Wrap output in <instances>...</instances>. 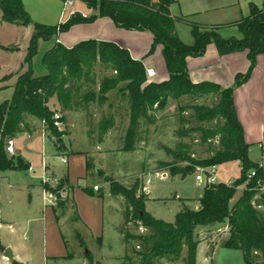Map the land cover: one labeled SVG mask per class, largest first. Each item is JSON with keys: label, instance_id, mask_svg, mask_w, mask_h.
Here are the masks:
<instances>
[{"label": "trees", "instance_id": "1", "mask_svg": "<svg viewBox=\"0 0 264 264\" xmlns=\"http://www.w3.org/2000/svg\"><path fill=\"white\" fill-rule=\"evenodd\" d=\"M94 14L84 18L73 14L64 23L49 26L34 22L26 12L22 0H0V21L17 26H32L33 31L26 47L22 64L26 69L18 73L9 100L0 103V173L6 171H26L29 165L20 156H11L7 152L9 141L23 131L28 117L44 124L47 131L60 137L53 125L54 111L49 103L52 99L64 111L85 108L89 103L102 105L107 93L119 88L126 101L128 126L124 137L123 151H133L139 139V128L155 122V112L165 107L169 99H198L214 96L217 102L212 106L193 105V117L197 122L216 121L214 127L196 126L186 129L187 120L180 117L181 127L177 131L180 138L190 132H198L201 144H205L211 154L203 159L191 157V145L179 142L174 149L165 148L174 158V163L160 162L169 176L192 175L198 167L217 166L230 161H238L239 177L231 182L208 184L202 187L197 209L180 200V210L172 222L153 217L146 211L147 194L142 190L143 182L139 178L125 186L112 179L109 181L111 196L124 199L123 238L124 255L121 264H157L160 260L169 263L196 264L199 240L196 229L215 224H226L228 238L222 247L238 250L246 264H264V167L249 159V145L243 140L233 101L234 89L245 83L256 64V57L264 54V1L261 7L250 5L249 14L237 24L240 39L222 38L215 30H205L196 24H190L193 44L183 43L175 29L170 6L174 0H81ZM107 17L114 25L125 30L149 31L153 42L148 55L155 47H162V56L168 72V79L162 82H150L143 64L131 57L127 49L114 43L84 40L71 48L59 43L58 35L67 32L76 24L92 23L97 18ZM217 30V28H216ZM53 40V46L47 50L41 64L45 74L35 76L33 59L38 54L40 42ZM209 44H214L219 55L234 52H247L249 68L245 74L235 76L232 87L202 81L193 83L189 77L186 59L204 55ZM13 52L17 48L2 47ZM110 70L97 84L95 66ZM11 75L7 76L9 79ZM122 84V87L119 85ZM86 86L85 91H81ZM94 86L98 89L95 91ZM190 108V106H189ZM185 107H179L182 113ZM64 121V118L61 120ZM113 119L102 117L98 123L100 135L112 126ZM218 144L215 149L213 143ZM264 161V155H263ZM175 162H186L180 167ZM161 169V168H160ZM254 171L255 175L250 177ZM245 187L237 201L231 204L240 186ZM46 187L55 194L60 190ZM88 194L92 190L86 189ZM185 250V253H184ZM87 264H101L92 261L86 254ZM14 264V263H13Z\"/></svg>", "mask_w": 264, "mask_h": 264}, {"label": "crops", "instance_id": "2", "mask_svg": "<svg viewBox=\"0 0 264 264\" xmlns=\"http://www.w3.org/2000/svg\"><path fill=\"white\" fill-rule=\"evenodd\" d=\"M58 1L62 4L61 11L55 15H50V11H35L31 7L29 0L27 2L22 0V3L31 19L43 25L54 26L64 23L75 13L84 18L94 14V10L88 8L82 1L78 2L79 10L74 9L76 1L71 8L65 9L63 0ZM258 1L259 6L254 0H246L244 3L239 0H174L169 10L174 18L184 19L175 23V29L180 40L187 43V45H191L194 40L188 25L191 22L190 19L192 21L196 20L195 23L204 29L218 28L219 34L221 30H219V25L226 23V21L222 22L223 20L215 16L236 6L242 11L244 6L248 7L249 14L251 4L257 7L262 6L264 0ZM241 15L242 18L247 16ZM242 18H238L235 22H230L233 31L229 32L230 34L227 36H223L224 39L231 37L240 39L242 37L236 26ZM5 23L0 21V35L11 32L14 28H20V26L6 25ZM185 27H187L189 32L187 40H184L179 32L181 28ZM90 39L111 42L127 49L133 59L143 64L145 70H153L154 75L149 77L150 82H162L168 79V72L162 56V47L157 45L154 53L148 55L153 42V36L149 31L118 28L110 18L103 17L97 18L92 23L72 26L67 32L59 34L57 41L65 47L71 48L81 41ZM2 47H6V45L0 44V52H7ZM17 52L19 51L11 53ZM16 65L17 68H15ZM21 65L23 66L22 60L20 61L18 56L12 57L11 60H7L5 57L3 59L0 56L1 80L4 79L3 77L6 74L9 75L11 72H16V69L17 71L20 70ZM186 66L193 83L209 81L220 85L222 88H229L233 86L236 75L246 73L249 61L246 51L219 55L215 45L209 44L201 57H188ZM9 80H14L13 84L3 85L4 88L0 90V93H6L11 98L16 74L14 75L13 73ZM233 101L237 119L242 126L244 142L249 147L255 144L260 145L264 139V54L256 57V66L251 72L249 79L234 89ZM111 117L113 119L112 126L103 135H100L98 131L97 138L94 140L95 144L91 142L93 146L89 151H71L70 148L67 147L68 149H65L64 147V150L59 152V149H55L50 136L45 133L43 123L31 117L26 119L23 131L12 139V147L16 156H20L29 165L26 171H6L19 172L17 176L3 175L5 172L0 173V184L2 180L6 183L5 187H0V196L7 194L8 202L12 203L20 197L24 201L22 205L26 209L24 220H19L17 211H14V217L10 221L11 224H8L0 217V227L7 224L13 234L12 244L3 245L0 243L2 247L1 253L4 252L5 248L10 247L14 257L13 262L25 264V252L32 250L34 241L39 237L40 233L38 223H41L44 240L42 247L45 257L49 258L51 262L68 259L69 240L74 243V239L77 238L79 246H85L87 241L95 243L94 251L84 247L85 258L90 251L93 256L98 257L96 262L100 261L101 264H107V259H103L98 251L101 248L111 247L110 243L107 242L108 233L104 228V219L107 218L106 213L109 215H107L108 218H110V229L115 232L116 243L121 244L120 252L117 254V258L121 261L124 255V246L122 244L124 199L121 196H111L107 179H112L125 186L130 185L133 180L129 181L132 172L128 173L124 169L127 159L131 158V156H125L130 154L124 152L121 148L109 146L113 142L109 136L111 130L115 127L114 116ZM84 138L85 142H89L86 136ZM139 139L140 142L145 141L143 138ZM63 158L66 159L65 163L61 161ZM43 165L45 173L57 182L56 185L53 183L49 187L55 188L59 183L61 185L60 190L56 193V195H59L57 205L53 207L45 205L42 199V191L47 187L40 182L43 174ZM141 165L142 163H140V167H142ZM129 171H131L130 168ZM94 187H97V189L95 190ZM86 189H91L93 191L92 194H88ZM202 189L194 198L186 199L174 194L175 199L183 200V202L188 201L187 205L197 209ZM147 197L146 211L157 218L155 209L158 206V200L163 197H152L149 190ZM239 197L234 196L231 204L235 203ZM179 210L180 205L177 206L174 216ZM24 225L28 227L25 228ZM223 226L226 228L223 229L226 232L225 235H228L226 224H223ZM212 227L203 226L198 227L196 230H208ZM20 233H22V237L25 234H30L31 239L34 241L28 245L23 244ZM200 245H202V242H199L198 247ZM73 246L76 247V245L72 244ZM215 251L216 249H213L212 253L208 254L210 261L213 260ZM235 251L240 252L238 250ZM197 256L198 252L196 254V264ZM1 257H3L2 254Z\"/></svg>", "mask_w": 264, "mask_h": 264}, {"label": "rangeland", "instance_id": "3", "mask_svg": "<svg viewBox=\"0 0 264 264\" xmlns=\"http://www.w3.org/2000/svg\"><path fill=\"white\" fill-rule=\"evenodd\" d=\"M26 2L28 0H25ZM31 7L35 9V11L43 10L44 12L50 11V15L58 14L61 11L62 4L58 0H29ZM76 1V2H75ZM75 10H79V1L75 0ZM244 3L246 0H239ZM259 6V1L254 0ZM27 4V3H26ZM29 7V8H31ZM71 8V7H70ZM57 11V12H56ZM243 12V13H242ZM95 13V12H94ZM248 14V7L244 6L243 11L239 7L231 8L230 10H226L222 13H219L217 16L222 22L224 20L226 23H222L219 28V35L223 38V36H227L230 34L229 32L233 31V28L230 26V22H235L238 18H242V15ZM190 23L188 24H199L195 23L190 19ZM5 23V22H3ZM6 25H9L5 23ZM202 24V23H201ZM13 25V24H12ZM50 26V25H49ZM9 27V26H7ZM204 29V28H202ZM205 30H215L218 33V28H208ZM33 28L32 26L20 28H14L11 32L4 33L0 35V44H5L6 47L17 48V53L9 52H0L1 58L11 60L12 57H19L20 61L22 57L26 53V47L28 45L29 38L32 34ZM181 37L184 40H187V35L189 34L187 27L180 29ZM185 32V33H184ZM240 34V33H239ZM239 37V35H237ZM54 41L51 40L49 42H40L38 46V54L33 59V70L35 76H41L45 74V70L41 64V58L43 54L49 50L53 46ZM184 43V42H183ZM187 44V43H185ZM189 44V43H188ZM14 52V51H13ZM6 64V63H5ZM256 66V64H255ZM17 68V65L15 66ZM247 67L246 71L248 70ZM255 68V67H254ZM26 69V66H22L20 70L16 72H11L9 75H14ZM253 71V70H252ZM110 70L106 69L100 65L95 66V80L98 84L103 77L110 75ZM6 74L1 80L0 78V90L4 88L7 84H13L14 80L6 79ZM4 85V86H3ZM86 86L82 87V92L86 90ZM122 87V84L119 85ZM93 89L97 91L98 87L94 86ZM10 96V95H9ZM9 96L6 93H0V103L4 100H9ZM107 100L102 105H99L97 102L89 103L87 109L85 108H75L71 111H64L61 109L60 105L56 102L55 99H52L49 103L50 108L60 116L59 126L56 127L57 132L61 133L60 137H56L51 132L45 129V133L50 136V140L52 141L54 147L59 152H62L65 149L70 148L73 150H82L89 151L91 147L95 144L94 140L97 138L98 134V122L102 117L109 118L110 116H114L115 127L111 130L110 138L112 139V144H109L111 147L122 148L124 146V137L126 133V129L128 126V111H127V103L123 100L121 96V92L119 88H116L106 95ZM217 102V98L214 96L201 97L198 99H189V98H181L179 100L169 99L165 105V107L161 110L155 112V122L152 125L146 126L143 125L139 128V138L145 139L144 142H140L139 140L135 144V149L133 151H124L128 152L131 156L130 159H127L126 165L124 169L128 171V173L132 172V176H130V180L135 178H139L143 182L144 188L149 190L150 196L163 197L160 198L157 202V208L155 209V216L157 218L163 219L165 222H172L174 219V213L177 210V206L180 205L179 200L175 199V195L181 198H194L201 191V186L197 185L195 181V176L197 175V169L192 175H187L182 178L181 176H169L168 169H164L159 164L160 162L166 163H174V158L171 154H168L165 151V148L174 149L175 145L179 142H186L191 145V157L194 159H203L208 157L211 154V151L208 150L207 145L201 144L199 137L200 134L198 132H190V134L185 138H180L177 134V131L181 127L180 117H184L187 120V123L184 125L186 129H191L196 126H201L204 128L214 127L216 125V121L211 122H197L193 117V109L191 108L193 105H204V106H212ZM190 106V108H189ZM179 107H185L184 111L181 113L179 111ZM64 118V121L61 120ZM36 123V122H35ZM38 123V122H37ZM44 125V124H43ZM89 139V142H85V138ZM93 138V139H92ZM92 139V141H91ZM214 148H218L217 143H213ZM68 147V148H67ZM13 148V147H12ZM63 148V149H62ZM61 149V150H60ZM8 152V151H7ZM11 156H16L15 151L8 152ZM264 155V139L259 145H251L248 150L249 158L256 163H264L263 161ZM140 163H142V167H140ZM178 166L183 167L187 165L186 162H175ZM129 168L131 171H129ZM161 168V169H160ZM3 175L17 176L19 172H5ZM2 175V176H3ZM240 175V165L238 161H230L216 166L215 176L218 179V182L229 183L235 181ZM4 177V176H3ZM151 179V184L147 185L145 183L146 179ZM6 183L4 180L1 181L0 187H5ZM264 187V186H263ZM261 188V187H260ZM245 190L244 185L238 187L236 192V197L240 196L242 192ZM6 195V198H5ZM7 194L0 196V217L2 220L11 224L10 221L14 217V211H17L19 220H24L26 217V209L23 207L22 198L18 197L15 202H8ZM22 197V195H20ZM183 201V200H182ZM188 202V201H187ZM186 201L184 203L188 204ZM194 204V203H193ZM104 220V228L108 233L107 242L110 243L111 247H105L99 249V253L103 257V259H107V264H121V261L117 258V254L120 252L121 244L116 243L115 240V232L110 229L111 223L110 218L107 216ZM40 226L39 237L34 241L31 239L30 234H25L22 237V233H20L21 242L23 244H30L34 241V245L32 250H27L25 252V264H87L88 261L85 258V254L83 252L84 247L92 249L94 251L95 243L93 241H87L85 246L78 245L77 238L74 239V243H71L69 239V255L68 259L60 260L58 262H51L49 258L45 257V253L43 250V235H42V225L38 223ZM25 228L28 226L24 225ZM213 227L208 230H196L195 234L200 243L202 245L198 247V256H197V264H246L241 257L240 252L235 250H229L222 247L223 242L228 238V235H225V231L223 230L225 227L223 224L212 225ZM226 229V228H225ZM65 235V233H64ZM12 232L7 224L0 227V243L3 245L12 244ZM66 236V235H65ZM79 236V235H78ZM76 240V241H75ZM205 240L207 241L205 243ZM73 245H76L72 247ZM1 245H0V264H17L16 261L10 262L4 257L3 252L1 253ZM213 249H216L215 254L213 255V260H209V255L212 253ZM185 253V250H184ZM88 255L92 258L93 263L98 260L97 256H93L91 252H88ZM212 256V255H211ZM259 260L258 264H262ZM98 263H101L98 261ZM157 264H173L169 263L166 260H160ZM182 264V263H175Z\"/></svg>", "mask_w": 264, "mask_h": 264}, {"label": "built area", "instance_id": "4", "mask_svg": "<svg viewBox=\"0 0 264 264\" xmlns=\"http://www.w3.org/2000/svg\"><path fill=\"white\" fill-rule=\"evenodd\" d=\"M74 1L75 0H63V7L64 9L65 8H68V7H72L73 4H74ZM146 75L147 77H152L154 75V72L152 69H147L146 70ZM53 125L54 127H58L59 126V121H60V116L57 114V113H54L53 115ZM260 146V145H259ZM7 151L8 152H13V148H12V141H9L8 142V145L6 147ZM61 161L63 163L66 162V159H61ZM259 167H264V163H261L259 162ZM43 168V174L41 176V184L43 186H47L49 187L50 184H53L56 185L57 182L54 178H50L48 174L45 173L44 171V165L42 166ZM215 170H216V166H210V167H206V168H203V167H198L197 168V175L195 176V181L197 182V185L201 186V187H204L205 185H208V184H216L218 183V179L217 177L215 176ZM255 175V172L252 171L250 173V177L254 176ZM145 183L147 185L151 184V179L148 178L146 179ZM231 182H229L228 184H230ZM94 189L96 190L97 187H94ZM261 191H264V187L262 186L261 188ZM142 190L147 194L148 193V189L144 188V186L142 187ZM42 199L45 203V205L47 206H56L57 205V201H58V198L56 196V194L50 190H47V189H43L42 191Z\"/></svg>", "mask_w": 264, "mask_h": 264}, {"label": "water", "instance_id": "5", "mask_svg": "<svg viewBox=\"0 0 264 264\" xmlns=\"http://www.w3.org/2000/svg\"><path fill=\"white\" fill-rule=\"evenodd\" d=\"M22 67V65L20 66V68ZM57 198L59 197V195H56ZM3 257L6 258L7 260H9L10 262H13L14 257H13V253L10 247L5 248L4 252H3Z\"/></svg>", "mask_w": 264, "mask_h": 264}]
</instances>
